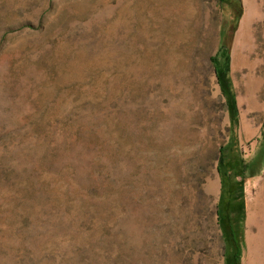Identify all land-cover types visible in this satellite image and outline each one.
<instances>
[{"label": "rangeland", "instance_id": "374dc122", "mask_svg": "<svg viewBox=\"0 0 264 264\" xmlns=\"http://www.w3.org/2000/svg\"><path fill=\"white\" fill-rule=\"evenodd\" d=\"M227 5L0 0V264H244L264 0Z\"/></svg>", "mask_w": 264, "mask_h": 264}, {"label": "bare ground", "instance_id": "6f19581e", "mask_svg": "<svg viewBox=\"0 0 264 264\" xmlns=\"http://www.w3.org/2000/svg\"><path fill=\"white\" fill-rule=\"evenodd\" d=\"M252 229L247 240L244 264H264V180L260 184L256 200L251 204Z\"/></svg>", "mask_w": 264, "mask_h": 264}, {"label": "trees", "instance_id": "16d2710c", "mask_svg": "<svg viewBox=\"0 0 264 264\" xmlns=\"http://www.w3.org/2000/svg\"><path fill=\"white\" fill-rule=\"evenodd\" d=\"M237 3H239V0H236ZM218 3L220 5V9L223 10L225 6L227 5V0H218ZM235 18L239 17L240 15V6L238 5L237 10L235 11ZM226 14V12H225ZM231 14V18L232 19V13ZM228 15L229 13H227L226 15H224V17L222 16V22H221V26H220V30H219V37L222 39L223 44L221 45L220 49L217 51V53L209 58V62L211 64V66L213 67L214 71L216 74H227L228 69L225 68L223 66V62H227L228 56H229V51H228V47L225 44V39L227 38V36H231L233 33V26L231 24L228 25ZM234 18V19H235ZM227 81V80H226ZM225 80L224 82V95L226 96V98L229 100H232L231 95H229V93L227 92V87H229V81L226 82ZM228 84V85H227ZM233 101V100H232ZM233 103L231 105V110L232 113H234V107ZM220 156H221V151L219 150ZM219 156V158H220Z\"/></svg>", "mask_w": 264, "mask_h": 264}]
</instances>
